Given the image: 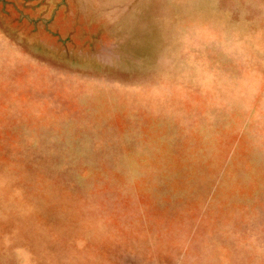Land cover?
Segmentation results:
<instances>
[{
    "label": "rangeland",
    "instance_id": "obj_1",
    "mask_svg": "<svg viewBox=\"0 0 264 264\" xmlns=\"http://www.w3.org/2000/svg\"><path fill=\"white\" fill-rule=\"evenodd\" d=\"M0 264H264V0H0Z\"/></svg>",
    "mask_w": 264,
    "mask_h": 264
}]
</instances>
